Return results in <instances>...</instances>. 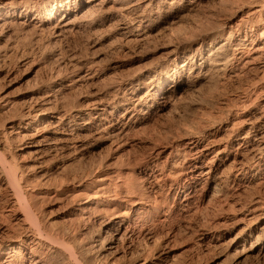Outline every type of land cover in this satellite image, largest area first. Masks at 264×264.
Here are the masks:
<instances>
[{
	"label": "bare ground",
	"instance_id": "1",
	"mask_svg": "<svg viewBox=\"0 0 264 264\" xmlns=\"http://www.w3.org/2000/svg\"><path fill=\"white\" fill-rule=\"evenodd\" d=\"M184 1L0 0V28L19 18L22 22L18 20L17 23L23 26L48 31L55 38H61L100 24L98 15L112 9L115 10L117 34L130 44L145 41L165 19L174 20L182 18L185 12L197 11L205 0H189L187 4ZM238 3V13L232 14H239L246 5ZM251 3L253 6L240 19L235 20L229 14L219 28L205 30L206 35L194 38L200 43L182 64L179 65L177 54H170L168 62L173 69L165 65L157 68L156 81H144L142 73L114 85L116 96H121L111 105L104 101L68 113V109L56 107L57 104L53 107L50 98H43L50 95L46 94L40 100V96L36 101L34 97V102L21 110L15 109L2 121L0 264H104L105 261L114 264L120 262V258L127 264H164L165 259L159 254V248L166 244L164 236L147 227L151 219L162 224L169 210L162 195H158L164 186H168L169 193L175 192L174 204L180 212L189 210L207 195L224 194L228 199L257 179L264 183V0ZM220 37L223 39L215 46ZM243 73L252 75V83L243 89L241 100L244 104L255 102L253 108L235 113L232 120L207 132L185 130L178 134L177 140L174 138L175 144L160 145L159 142L156 145L155 142L148 158L134 163L141 173L139 179L143 187L134 183L133 176L128 179V171L124 176L132 181L123 180V177L115 180V172L114 178H110L111 173L95 174L93 171L88 176L82 161L69 176L65 175L68 172L65 169L64 176L54 186L55 180L51 182L44 166L37 172L27 171L17 165L15 151L11 149V139H25L22 148L36 154L42 164L68 155L70 149L82 151L89 136H108L121 141L140 123L151 118L154 107L164 112L177 94L196 85L200 79L219 80L221 76L226 81H238ZM146 84L150 87L138 95L139 89ZM64 87L63 82H58L54 91ZM108 106L111 109L106 114ZM87 116L82 123L81 119ZM222 131L225 132L224 147L209 158L212 144ZM132 170L131 173L135 171ZM55 203L66 211L62 215L64 223H58V219L51 221L49 217ZM238 210L248 223L235 237L236 243L243 245L247 233L259 232L250 248L256 249L261 244L256 255L264 257V197L245 203ZM73 217L78 226L81 223L78 231L68 224H73ZM94 230L97 235L93 234ZM134 236L146 242V247L142 246L144 249L136 247ZM102 244H105L103 249ZM99 250L101 252L95 255Z\"/></svg>",
	"mask_w": 264,
	"mask_h": 264
},
{
	"label": "rangeland",
	"instance_id": "2",
	"mask_svg": "<svg viewBox=\"0 0 264 264\" xmlns=\"http://www.w3.org/2000/svg\"><path fill=\"white\" fill-rule=\"evenodd\" d=\"M188 1L185 0L184 3L187 4ZM251 1L205 0L197 11L185 12L182 18L165 19L150 32L151 35L145 41L131 42L132 44L117 34L115 10L112 9L108 13L98 15L100 24L66 34L62 39L55 38L48 31L23 26L22 20L15 18L14 25L0 28V126L15 109L21 110L31 101L34 102V97L36 101L37 97L40 96V100L41 96L46 94L50 95L43 98H50L53 107L57 104L56 107L68 109V113L79 108L87 109L104 101L111 105L121 96H116L114 85L142 73L145 74L144 81H156L157 68L165 65L168 69H173L174 66L168 62L170 54H177L179 65L182 64L200 43L194 38L206 35L205 30L219 28L218 25L223 24L229 14L232 15L230 17H235V20L240 19L253 6ZM242 2L246 5L242 6L239 14H232L237 11L236 4L241 5ZM223 3H226L225 7ZM18 20L21 22L17 23ZM226 35L227 31L224 37ZM222 39L223 37H220L215 46ZM83 75L86 77L83 78ZM242 75V80L238 81H226L221 76L219 80L214 79L212 82L206 78L200 79L196 85L177 94L164 112L160 113L158 106L154 107L151 118L140 123L139 127L131 130L121 141L108 136H89L82 151L70 149L68 155L47 160L42 164L36 154L31 153L28 148H22L25 139H11V149L15 151L17 165L23 166L27 171L37 172L40 166H44L46 174L52 179L51 182L55 180L52 182L54 186L55 182L59 183L64 172L68 171L65 175L68 173L69 176L81 163L85 165L83 169L89 173L88 176H91L93 171L95 174L111 173L110 178H114L112 174L115 172V180L122 177L126 180V175H129L128 179L133 176L134 183L141 186V173L134 163L148 158L152 151L150 148L155 146V142L156 145L159 142L160 145L175 144L178 134L185 130L207 132L232 120L235 113L253 108L255 102L248 101L244 104L241 100L244 98L243 89L252 83V75ZM80 77L82 78L79 79ZM58 82L65 85L59 92L54 91ZM148 86L150 87V84L142 85L138 95L143 94ZM110 109L111 106H108L105 113ZM87 118L88 116L81 119L82 123H85ZM224 136L225 132L222 131L216 139L217 143L212 144L209 158H213L217 151L224 147ZM205 142L206 140L203 143ZM132 169H135V173H131ZM120 170L123 173L119 174ZM127 171L129 174L125 177ZM163 189L158 195H162L166 202L165 207L169 210L162 224H156L157 222L151 219L147 222V227L164 236L166 244L158 249L165 259L164 264H264V257L256 255L261 244L256 249L250 248L259 232L247 233V241L243 245L235 240L248 223L246 219H242L243 214L238 209L245 203L250 204L257 197H264V183L259 179L240 192H235L233 197L229 196L227 199L228 196L224 194L207 195L203 200L195 202L189 210L180 212L174 204L175 192L169 193L168 186ZM204 195L206 196V193ZM58 207V203L53 205L49 217L52 218L51 221L58 219L57 222L61 224L64 223L62 215L66 211ZM73 219V224H68L72 226L71 229L78 231L81 223L78 226V221L76 222L74 217ZM93 234L97 235V230H94ZM137 239L138 236L133 237L136 247L145 248L146 242ZM136 241H141L143 245L140 243L138 247ZM101 246L103 249L105 244ZM101 250L96 251L95 255ZM120 260L117 262L127 264L125 259ZM104 264L108 263L105 261Z\"/></svg>",
	"mask_w": 264,
	"mask_h": 264
}]
</instances>
